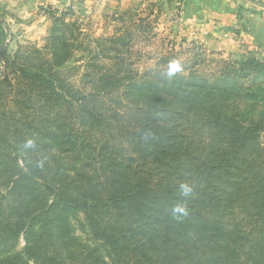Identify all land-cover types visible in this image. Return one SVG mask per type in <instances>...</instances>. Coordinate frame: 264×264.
<instances>
[{"label":"trees","instance_id":"16d2710c","mask_svg":"<svg viewBox=\"0 0 264 264\" xmlns=\"http://www.w3.org/2000/svg\"><path fill=\"white\" fill-rule=\"evenodd\" d=\"M147 20L82 48L54 17L10 56L0 18V264H264V60L134 71Z\"/></svg>","mask_w":264,"mask_h":264},{"label":"rangeland","instance_id":"374dc122","mask_svg":"<svg viewBox=\"0 0 264 264\" xmlns=\"http://www.w3.org/2000/svg\"><path fill=\"white\" fill-rule=\"evenodd\" d=\"M180 1L182 0H0V18L5 20L10 28L11 39L7 42L10 56L21 45L44 47L54 17L62 16L65 22L75 24L76 31L81 33L78 42L83 48L90 39L97 41V38L105 39L121 34L120 30L129 24L128 17L132 15L133 22L146 17L151 26L150 30L144 33L134 30L128 45L126 58L130 55L129 62L134 71L143 72L146 68L153 67L157 60L164 56H168L167 61L172 62V68L189 55H200L205 58V64L242 54H252L264 60V46L258 44L252 46V43L241 44V41L238 48H234L232 44L219 48L213 43L188 35L185 25L182 26L179 19L181 11L185 10L181 9ZM247 1H256V10H262L259 2L264 0ZM241 33V36H244L245 32ZM95 46L96 43H93L89 48ZM84 54L86 51L83 49L77 50L73 62L80 65V58ZM168 63L166 66L170 67ZM70 224L73 236L81 243L90 246L95 244L88 233L83 214L77 213L71 217ZM23 243V238L20 237L13 249L0 248V259L19 250ZM106 261L109 262V259L106 258Z\"/></svg>","mask_w":264,"mask_h":264},{"label":"crops","instance_id":"0c3cea01","mask_svg":"<svg viewBox=\"0 0 264 264\" xmlns=\"http://www.w3.org/2000/svg\"><path fill=\"white\" fill-rule=\"evenodd\" d=\"M255 1V0H253ZM179 3V2H178ZM263 3V4H262ZM259 2L261 11L256 10L255 2L247 0H182L180 21L188 35L224 48L233 45L252 43L264 46V2ZM253 9L256 12L251 10ZM234 27L235 29H233ZM245 32L241 36V32Z\"/></svg>","mask_w":264,"mask_h":264},{"label":"clouds","instance_id":"9594fccd","mask_svg":"<svg viewBox=\"0 0 264 264\" xmlns=\"http://www.w3.org/2000/svg\"><path fill=\"white\" fill-rule=\"evenodd\" d=\"M29 143H31V142L29 141Z\"/></svg>","mask_w":264,"mask_h":264}]
</instances>
